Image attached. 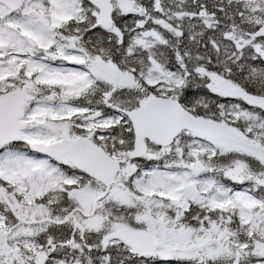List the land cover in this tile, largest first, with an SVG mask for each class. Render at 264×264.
Segmentation results:
<instances>
[{
    "label": "snow or ice",
    "instance_id": "6c2138e0",
    "mask_svg": "<svg viewBox=\"0 0 264 264\" xmlns=\"http://www.w3.org/2000/svg\"><path fill=\"white\" fill-rule=\"evenodd\" d=\"M0 264H264V0H0Z\"/></svg>",
    "mask_w": 264,
    "mask_h": 264
}]
</instances>
